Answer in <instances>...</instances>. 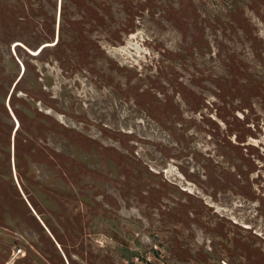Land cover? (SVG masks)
<instances>
[{
	"label": "rangeland",
	"instance_id": "374dc122",
	"mask_svg": "<svg viewBox=\"0 0 264 264\" xmlns=\"http://www.w3.org/2000/svg\"><path fill=\"white\" fill-rule=\"evenodd\" d=\"M37 1L0 0V264H264V0Z\"/></svg>",
	"mask_w": 264,
	"mask_h": 264
},
{
	"label": "trees",
	"instance_id": "16d2710c",
	"mask_svg": "<svg viewBox=\"0 0 264 264\" xmlns=\"http://www.w3.org/2000/svg\"><path fill=\"white\" fill-rule=\"evenodd\" d=\"M40 1H41V0H38L37 3H39ZM65 1H66V0H60V2H61V3L64 2V4H65ZM61 12H62V10L60 11V14H61ZM120 13H123V12H120ZM60 17H61V18H60ZM119 17H121V16H117V18H119ZM61 19H62V16L60 15V16H59V22H61ZM123 19H124V18L122 17L120 20H123ZM59 22H58V23H59ZM43 48H44V47H43ZM41 50H42V48L38 49L37 53L39 54V52H40ZM21 77H22V75L20 76V78H21ZM20 78H18V80L16 81V83H15L14 86H16V85L18 84L17 82L20 80Z\"/></svg>",
	"mask_w": 264,
	"mask_h": 264
},
{
	"label": "crops",
	"instance_id": "0c3cea01",
	"mask_svg": "<svg viewBox=\"0 0 264 264\" xmlns=\"http://www.w3.org/2000/svg\"><path fill=\"white\" fill-rule=\"evenodd\" d=\"M16 82V81H15ZM14 85H15V83H14Z\"/></svg>",
	"mask_w": 264,
	"mask_h": 264
}]
</instances>
